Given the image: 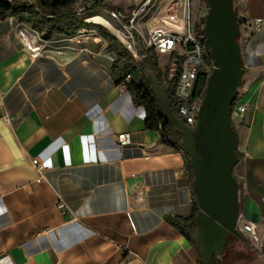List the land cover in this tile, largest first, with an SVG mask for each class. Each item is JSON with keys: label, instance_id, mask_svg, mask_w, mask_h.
I'll use <instances>...</instances> for the list:
<instances>
[{"label": "crops", "instance_id": "crops-1", "mask_svg": "<svg viewBox=\"0 0 264 264\" xmlns=\"http://www.w3.org/2000/svg\"><path fill=\"white\" fill-rule=\"evenodd\" d=\"M140 1L104 0L119 10ZM235 2L244 19L236 97L250 107L231 113L241 156L233 175L237 229L253 258L237 249L226 260L227 248L217 264H264V26L253 24L264 19V0ZM22 26L0 21V264H199L198 248L166 220L190 215L183 155L145 130L144 109L114 84L107 42L56 36L31 60L16 34ZM32 159L45 170L40 182ZM247 222L258 242L243 231Z\"/></svg>", "mask_w": 264, "mask_h": 264}, {"label": "water", "instance_id": "water-1", "mask_svg": "<svg viewBox=\"0 0 264 264\" xmlns=\"http://www.w3.org/2000/svg\"><path fill=\"white\" fill-rule=\"evenodd\" d=\"M233 1L205 0L207 11L202 33L213 69L194 128L174 116L167 89L159 85L151 72L145 73L164 119L181 135V146L189 160L193 176L190 190L199 209L194 243L201 264H209L213 257L223 261L227 252L224 244L231 236L240 234L238 183L233 175L238 163L235 155L238 138L231 125L230 106L241 86L244 69Z\"/></svg>", "mask_w": 264, "mask_h": 264}, {"label": "trees", "instance_id": "trees-1", "mask_svg": "<svg viewBox=\"0 0 264 264\" xmlns=\"http://www.w3.org/2000/svg\"><path fill=\"white\" fill-rule=\"evenodd\" d=\"M32 1L33 3L30 5ZM91 1L94 3L88 9L84 10V14H87L89 11H94L99 12L98 15H104L109 11H119L118 8L104 2V0ZM85 2L86 0H63L56 3H50V0H12L11 3H7L6 0H0V21L14 18L19 24L25 25L31 31L38 34L43 41H51L56 36L70 38L80 30L95 31L98 36L103 38L107 42L104 54L114 57V62L111 66V76L114 84L119 86L123 83L126 76L130 77V81L125 87L133 104L144 109L145 130L158 133L162 144L183 155L185 173L189 188L191 189L193 176L188 157L181 146V135L164 119L156 98L151 92L150 84L145 77L146 72H151L159 85L167 89L170 109L174 116L179 119L173 95L174 86L167 82L168 70L166 69L164 73L161 72L158 68V57L153 50L149 48L137 50L138 57L135 60L126 48L104 28L84 23L83 19L77 16L76 9L77 6L83 5ZM234 11L236 12L235 8ZM204 16L200 19L199 25L197 26L200 35H203L202 27L204 25ZM237 23L241 27L244 24V19L237 16ZM203 43L209 49L205 38L203 39ZM206 61L207 68L198 74L195 82L193 99L196 100H202L208 77L213 69L211 56H208ZM236 101L237 97L231 103V113L233 112ZM235 155L239 162L241 156L237 152ZM191 199V211L187 219L178 220L166 218V220L170 225L177 228L190 243L195 244V237L198 232L195 218L199 209L192 193ZM234 239L243 247L242 256L247 259H252V250L247 247L244 237L239 234ZM260 252L261 256L264 257V246ZM199 264L201 263L199 262Z\"/></svg>", "mask_w": 264, "mask_h": 264}, {"label": "built area", "instance_id": "built-area-1", "mask_svg": "<svg viewBox=\"0 0 264 264\" xmlns=\"http://www.w3.org/2000/svg\"><path fill=\"white\" fill-rule=\"evenodd\" d=\"M6 2L11 3L12 0ZM32 3L33 1L30 5ZM93 3L89 0L88 8ZM80 14L81 11H78L77 16ZM99 16L118 25L117 28L112 25L118 34L112 35L126 48L133 59L136 60L138 57L136 44L153 50L158 58L167 56V67L159 69L162 73L168 70L167 82L174 86L173 95L179 119L186 126L194 128L201 104V100L193 99L194 86L198 74L207 68L206 60L210 56V51L203 43L204 36L199 34L193 24L189 0H141L129 10H113ZM91 19H84L83 22L92 24ZM253 24L256 28L264 26V19H256ZM94 32L80 30L74 36H98ZM16 34L31 60L42 56L45 51L44 44L48 41L41 40L38 34L26 26L18 27ZM58 54L63 55V52L59 50ZM129 81L130 77L126 76L121 86L125 87ZM249 107L248 102L236 101L233 111L242 115ZM4 120L9 121L7 117ZM117 141L120 146L127 144L128 135H118ZM30 163L37 174V182H40L44 177V168L37 159L30 160ZM57 207L61 210L64 204L59 201ZM243 231L253 242H258L255 224L247 222ZM128 263L122 260L118 264Z\"/></svg>", "mask_w": 264, "mask_h": 264}, {"label": "rangeland", "instance_id": "rangeland-1", "mask_svg": "<svg viewBox=\"0 0 264 264\" xmlns=\"http://www.w3.org/2000/svg\"><path fill=\"white\" fill-rule=\"evenodd\" d=\"M88 2L89 0H86V2L83 5L77 6V9H76L77 12L81 11L80 18L83 20L88 19V18H94L99 13V12L89 11L87 12V14H84L85 12L83 10L88 9V5H87ZM189 2H190L191 18H192L194 26H196L197 28V26L199 25L200 19L206 14V11H207L205 0H192V1L189 0ZM234 6H237L235 0L233 1V8H235ZM236 13H237V9H236ZM107 21H108V24H106L105 26H100L95 21L90 20V22H92V25L102 27L110 34L112 33L113 35L117 36L118 34L115 28H117L118 25L116 23H112V21L109 19H107ZM139 49H145V48L141 44H136V50H139ZM167 65H168L167 56L158 58V68L164 69L165 67H167ZM237 227H238V224H237Z\"/></svg>", "mask_w": 264, "mask_h": 264}, {"label": "flooded vegetation", "instance_id": "flooded-vegetation-1", "mask_svg": "<svg viewBox=\"0 0 264 264\" xmlns=\"http://www.w3.org/2000/svg\"><path fill=\"white\" fill-rule=\"evenodd\" d=\"M234 237H237V236H231L230 240L224 244V250H226L228 248L232 252V255H229V257H227L226 260L232 261L234 258H236L235 254H236L237 249H241V251H243L242 245L237 243V241H236V239H234ZM218 261H219V259H215L213 257L209 264H217Z\"/></svg>", "mask_w": 264, "mask_h": 264}, {"label": "bare ground", "instance_id": "bare-ground-1", "mask_svg": "<svg viewBox=\"0 0 264 264\" xmlns=\"http://www.w3.org/2000/svg\"><path fill=\"white\" fill-rule=\"evenodd\" d=\"M91 20L95 21L98 25L100 26H105L106 24H108V21H106L104 18H102L99 15H96L94 18H92Z\"/></svg>", "mask_w": 264, "mask_h": 264}]
</instances>
